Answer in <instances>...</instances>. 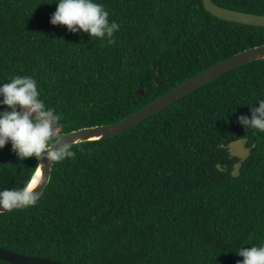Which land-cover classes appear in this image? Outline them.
Wrapping results in <instances>:
<instances>
[{
  "label": "trees",
  "instance_id": "16d2710c",
  "mask_svg": "<svg viewBox=\"0 0 264 264\" xmlns=\"http://www.w3.org/2000/svg\"><path fill=\"white\" fill-rule=\"evenodd\" d=\"M96 2L120 25L111 46L51 25L54 0H0V82L36 79L62 116L54 140L120 121L264 45V28L220 20L202 0ZM213 2L264 16V0ZM259 99L264 60L121 135L71 146L75 158L53 164L36 205L0 214V248L65 264H237L241 247L264 244V132L237 119ZM241 138L251 153L233 177L238 159L223 146ZM37 163L18 159L10 143L0 149V190L22 187Z\"/></svg>",
  "mask_w": 264,
  "mask_h": 264
},
{
  "label": "clouds",
  "instance_id": "9594fccd",
  "mask_svg": "<svg viewBox=\"0 0 264 264\" xmlns=\"http://www.w3.org/2000/svg\"><path fill=\"white\" fill-rule=\"evenodd\" d=\"M56 10L50 16L53 26H66L73 34H88L99 38L102 44H115V33L120 25L109 20V12L96 0H54ZM37 81L32 76H12L9 82H0V149L9 143L12 152L20 160L35 157L43 165L75 158L76 153L61 139L54 140L62 120L61 114L46 106L40 98ZM258 105V107H257ZM251 115L239 116L238 123L246 129L264 132V99L250 107ZM41 171L37 169L22 187L0 190V214L27 208L37 204L39 195L37 185L41 184ZM236 254L243 257L237 264H264V244L241 247Z\"/></svg>",
  "mask_w": 264,
  "mask_h": 264
},
{
  "label": "water",
  "instance_id": "95a60500",
  "mask_svg": "<svg viewBox=\"0 0 264 264\" xmlns=\"http://www.w3.org/2000/svg\"><path fill=\"white\" fill-rule=\"evenodd\" d=\"M202 2L204 8L210 14L220 20L246 26L264 28L263 15L251 14L224 8L215 4L213 0H202ZM262 60H264V45L239 52L191 77L184 83L168 91L145 107L121 119L120 121L109 125L82 128L76 131L62 134L57 139H61V143H67L71 147L79 143L106 140L121 135L124 132L140 125L141 123L145 122L146 120L155 116L166 108L172 106L173 104L187 97L193 92L217 80L221 76L241 67ZM138 93L142 95L143 91L140 90ZM247 142V139L241 138L230 142L227 146H223V148L227 149L231 157L238 159V161L234 164L233 170L231 172V175L233 177H238L240 175V170L243 163L250 156L251 148L247 147ZM254 146L255 145H253L252 147ZM42 163L43 165L38 162L36 168V171L37 169L41 171L42 183L38 184L37 189L35 190L40 193L39 198L42 196L43 192L49 184L54 164H49L47 160H44ZM217 169L220 171H226L220 165H217ZM23 209L24 208L13 209L11 211L4 210L2 214L12 213ZM0 260L5 261L9 264H65L45 258L16 254L2 248H0Z\"/></svg>",
  "mask_w": 264,
  "mask_h": 264
}]
</instances>
